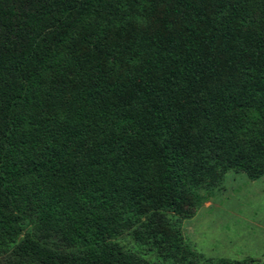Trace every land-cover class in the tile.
<instances>
[{"label": "trees", "instance_id": "trees-1", "mask_svg": "<svg viewBox=\"0 0 264 264\" xmlns=\"http://www.w3.org/2000/svg\"><path fill=\"white\" fill-rule=\"evenodd\" d=\"M264 176V0H0V264L209 258L181 220Z\"/></svg>", "mask_w": 264, "mask_h": 264}, {"label": "rangeland", "instance_id": "rangeland-1", "mask_svg": "<svg viewBox=\"0 0 264 264\" xmlns=\"http://www.w3.org/2000/svg\"><path fill=\"white\" fill-rule=\"evenodd\" d=\"M181 230L193 248L209 258L264 263V176L249 179L230 170L221 188L191 216Z\"/></svg>", "mask_w": 264, "mask_h": 264}]
</instances>
